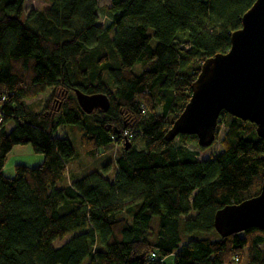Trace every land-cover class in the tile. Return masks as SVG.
<instances>
[{"label": "trees", "instance_id": "1", "mask_svg": "<svg viewBox=\"0 0 264 264\" xmlns=\"http://www.w3.org/2000/svg\"><path fill=\"white\" fill-rule=\"evenodd\" d=\"M254 1L110 0L100 26L98 0L26 16V0H0V264H264V230L214 228L218 209L259 192L255 124L221 111L222 148L205 159L186 146L195 136L165 139L201 63L229 49ZM76 89L108 108L84 112ZM77 131L88 157L118 145L111 179L108 163L62 184ZM25 144L41 160L5 173Z\"/></svg>", "mask_w": 264, "mask_h": 264}, {"label": "water", "instance_id": "2", "mask_svg": "<svg viewBox=\"0 0 264 264\" xmlns=\"http://www.w3.org/2000/svg\"><path fill=\"white\" fill-rule=\"evenodd\" d=\"M76 101L86 113L109 105L105 94L75 90ZM223 111L255 124L264 137V0H255L241 16V27L230 34V47L206 58L191 84V94L165 134L170 141L178 134L193 135L199 146L208 147L216 135ZM125 149L131 146L124 142ZM250 227L264 230V173L259 192L231 203L214 214V228L221 237Z\"/></svg>", "mask_w": 264, "mask_h": 264}, {"label": "rangeland", "instance_id": "3", "mask_svg": "<svg viewBox=\"0 0 264 264\" xmlns=\"http://www.w3.org/2000/svg\"><path fill=\"white\" fill-rule=\"evenodd\" d=\"M110 0H98L99 5V12H98V21L97 23L100 26H104L108 21V13L105 9L107 5H109ZM49 4V0H26L25 2V16L31 9H42ZM182 45V44H181ZM140 63H137L134 66V70L136 72H140ZM39 98V97H37ZM31 98L25 100L26 103H32L33 106L39 105V99ZM8 126L7 128H9ZM223 130L218 132L219 138L215 140L210 146L205 148H200L198 143H186V146L195 150L198 155L199 159L209 158L213 155H216L221 150L220 138L222 137ZM194 140V139H193ZM71 145L74 150L78 152V157L71 160L66 168H65V178L62 184H68L72 182L73 179L81 177L85 173L91 170H98L101 171L102 166L109 163V171L104 173L106 177L111 179L112 170L114 169V157L117 155L118 152V145L108 144L104 149L98 153L95 158L88 157L85 154V148L82 146L80 142V135L79 132H72L71 133ZM178 142V140H175ZM41 160V155L35 154L31 146L28 144L25 145H15L12 150L8 153L4 171L7 174H11L13 170V166L17 162L26 163L29 165H33L38 163ZM74 232L65 235L62 239H56L53 242L54 246H58L62 244L64 241L68 240L70 236H72Z\"/></svg>", "mask_w": 264, "mask_h": 264}, {"label": "built area", "instance_id": "4", "mask_svg": "<svg viewBox=\"0 0 264 264\" xmlns=\"http://www.w3.org/2000/svg\"><path fill=\"white\" fill-rule=\"evenodd\" d=\"M127 133H124V135L126 136ZM154 255V254H153ZM235 261H237V258H235Z\"/></svg>", "mask_w": 264, "mask_h": 264}]
</instances>
